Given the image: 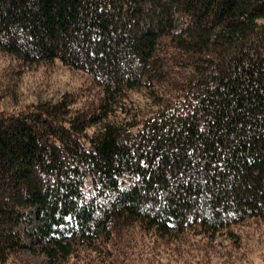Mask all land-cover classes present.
<instances>
[{
	"label": "trees",
	"instance_id": "trees-1",
	"mask_svg": "<svg viewBox=\"0 0 264 264\" xmlns=\"http://www.w3.org/2000/svg\"><path fill=\"white\" fill-rule=\"evenodd\" d=\"M0 55V264L248 262L264 0H0Z\"/></svg>",
	"mask_w": 264,
	"mask_h": 264
},
{
	"label": "rangeland",
	"instance_id": "rangeland-1",
	"mask_svg": "<svg viewBox=\"0 0 264 264\" xmlns=\"http://www.w3.org/2000/svg\"><path fill=\"white\" fill-rule=\"evenodd\" d=\"M7 65H8L7 59H5L0 55V70L6 67ZM51 76L54 77L55 80L60 84L61 83L74 84L76 82L82 81L79 78L80 75H78L73 71H69L68 69L61 67L59 65L56 67L55 72L51 73ZM35 78H36V74L32 75V77H29L28 74L24 76L25 81L27 80L28 82H32ZM35 225L36 223L34 224L33 222L32 226H30V229L35 231L34 229ZM33 245L34 244L32 243V246ZM26 254L31 255V253L28 251L26 252ZM39 258L41 262L43 261V264H53L46 258L43 257H39ZM241 262L238 264H264V231L262 237L258 241V244L255 247H253V253L251 254V256H249L248 262H242V263Z\"/></svg>",
	"mask_w": 264,
	"mask_h": 264
}]
</instances>
